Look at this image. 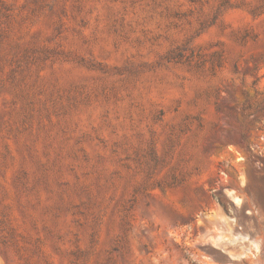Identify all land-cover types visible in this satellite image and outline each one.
Returning <instances> with one entry per match:
<instances>
[{"label": "rangeland", "instance_id": "374dc122", "mask_svg": "<svg viewBox=\"0 0 264 264\" xmlns=\"http://www.w3.org/2000/svg\"><path fill=\"white\" fill-rule=\"evenodd\" d=\"M0 264H264V0H0Z\"/></svg>", "mask_w": 264, "mask_h": 264}]
</instances>
